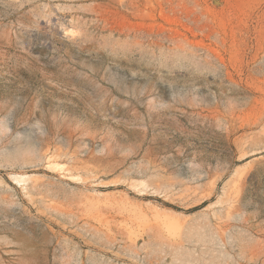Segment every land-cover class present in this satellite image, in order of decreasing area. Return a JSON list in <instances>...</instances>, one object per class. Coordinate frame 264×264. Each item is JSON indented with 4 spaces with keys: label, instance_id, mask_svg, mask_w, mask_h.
Wrapping results in <instances>:
<instances>
[{
    "label": "rangeland",
    "instance_id": "rangeland-1",
    "mask_svg": "<svg viewBox=\"0 0 264 264\" xmlns=\"http://www.w3.org/2000/svg\"><path fill=\"white\" fill-rule=\"evenodd\" d=\"M0 264H264V0H0Z\"/></svg>",
    "mask_w": 264,
    "mask_h": 264
},
{
    "label": "bare ground",
    "instance_id": "bare-ground-1",
    "mask_svg": "<svg viewBox=\"0 0 264 264\" xmlns=\"http://www.w3.org/2000/svg\"><path fill=\"white\" fill-rule=\"evenodd\" d=\"M24 177H25V176H23V175L20 176L21 179H22V178L24 179ZM16 178H17L18 181H19V180L21 181V179H19L18 177H16ZM25 178H26V177H25Z\"/></svg>",
    "mask_w": 264,
    "mask_h": 264
}]
</instances>
